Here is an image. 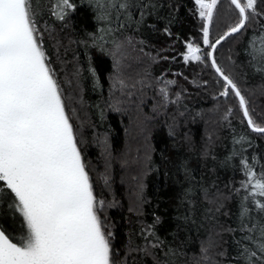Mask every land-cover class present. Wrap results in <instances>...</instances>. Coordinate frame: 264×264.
<instances>
[{
    "label": "trees",
    "instance_id": "1",
    "mask_svg": "<svg viewBox=\"0 0 264 264\" xmlns=\"http://www.w3.org/2000/svg\"><path fill=\"white\" fill-rule=\"evenodd\" d=\"M55 2L32 0V7L94 195L103 201L98 215L112 264H261L264 209L257 202L264 197L249 195L255 180L245 186V165L257 179L264 175V134L249 128L231 90L221 95L225 82L207 55L195 0H115L110 7L69 0L63 19L54 16ZM238 22L235 6L220 0L210 44ZM132 38L140 59L126 57L119 67L115 52ZM262 38L264 0H257L245 27L214 53L259 127L264 61L254 48L264 46ZM188 43L204 48L201 61H184ZM135 130L150 148L138 187L125 181L128 167L120 162ZM25 227L6 199L0 229L18 242Z\"/></svg>",
    "mask_w": 264,
    "mask_h": 264
},
{
    "label": "snow or ice",
    "instance_id": "2",
    "mask_svg": "<svg viewBox=\"0 0 264 264\" xmlns=\"http://www.w3.org/2000/svg\"><path fill=\"white\" fill-rule=\"evenodd\" d=\"M218 2L195 0L205 21L203 43L213 50L226 36L245 27L256 5V0H230L239 22L210 44L209 25ZM58 4L72 7L69 0H58ZM186 47L185 62L201 61L198 46L188 43ZM254 51L264 61V46ZM207 55L212 57V52ZM212 67L225 82L221 95L231 90L239 98L248 125L264 134V127L251 118L240 90L214 58ZM245 174V186L255 180L249 195L264 197V175L257 179L247 165ZM6 199L7 207L26 227L18 242L0 229V264H112L109 240L98 215L103 201L94 195L48 63L32 0H0V205ZM257 207L264 209V203L257 202ZM257 247L264 264V242ZM255 255L250 253V257Z\"/></svg>",
    "mask_w": 264,
    "mask_h": 264
},
{
    "label": "rangeland",
    "instance_id": "3",
    "mask_svg": "<svg viewBox=\"0 0 264 264\" xmlns=\"http://www.w3.org/2000/svg\"><path fill=\"white\" fill-rule=\"evenodd\" d=\"M95 1L98 2L100 0H95ZM113 2H115V0H101V4L106 3V5H108V7H110L113 4ZM219 2H220V0H219ZM219 2H218V4H219ZM243 2H245V0H243ZM256 2H257V0H256ZM53 9H55V10H53L54 16H56L57 18H59L60 15H64L63 11L65 8H62L61 6H59L58 2L54 3ZM197 10H198V6H197ZM210 25H209V28H210ZM209 41H210V37H209ZM137 45H138V41L134 40L133 38L132 39H125V41H123L122 44H120V46H118L117 52H115L116 54L114 55V57L118 56V57L114 58L115 63H117L118 66L121 67V66H123L122 65L123 63H121V62L122 61L124 62L126 57L130 60H137V58L140 59V56H138L139 52L137 51L138 52L137 53L135 51V50H137V47H136ZM199 48L201 49L200 54H201L202 59H203L204 48H202V47H199ZM186 52H187V48H186ZM194 62H199V61H194ZM135 133H136V130L133 132V136H132L133 138H131V139L129 138L127 151L120 157V162H122V164L124 163L125 168L128 167V169H126V172L124 173V176H123L125 181L126 182L132 181L133 183H136L134 181H137L136 187H138L139 184L143 180V176L147 172V160H148V157L150 155V148L148 145V141L144 140V138H140V140L135 139L134 138ZM107 170H108V167L105 168V171H107ZM134 177H136V178H134ZM138 203H139L138 194H132L131 205L135 210L137 209Z\"/></svg>",
    "mask_w": 264,
    "mask_h": 264
},
{
    "label": "water",
    "instance_id": "4",
    "mask_svg": "<svg viewBox=\"0 0 264 264\" xmlns=\"http://www.w3.org/2000/svg\"><path fill=\"white\" fill-rule=\"evenodd\" d=\"M238 33V32H237ZM237 33H233L232 35H229V36H233V35H235V34H237ZM225 36V35H224ZM229 36H226L224 39H222L221 41H220V43H222L223 41H225ZM219 43V44H220ZM219 44H217L216 45V47H215V50H216V48H217V46L219 45ZM215 50H213L212 48H211V50H210V52H212V57H210V61H211V64H212V58H214V53H215ZM215 59V58H214ZM218 66V65H217ZM214 70H215V68H214ZM216 71V70H215ZM217 73V72H216ZM219 76H220V74L219 73H217ZM221 77V76H220ZM222 78V77H221ZM223 79V78H222ZM238 98V97H237ZM238 100H239V98H238ZM242 111H243V109H242ZM245 120H246V122H247V119L245 118ZM248 124V123H247ZM249 126V125H248ZM249 128L252 130V128L249 126ZM253 131V130H252ZM255 132V131H254Z\"/></svg>",
    "mask_w": 264,
    "mask_h": 264
}]
</instances>
